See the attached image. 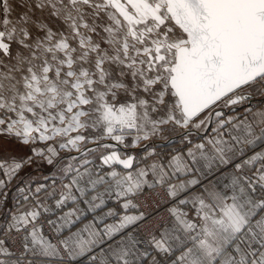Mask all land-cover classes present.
Segmentation results:
<instances>
[{
	"label": "snow or ice",
	"instance_id": "obj_1",
	"mask_svg": "<svg viewBox=\"0 0 264 264\" xmlns=\"http://www.w3.org/2000/svg\"><path fill=\"white\" fill-rule=\"evenodd\" d=\"M0 264H264V0H0Z\"/></svg>",
	"mask_w": 264,
	"mask_h": 264
},
{
	"label": "rangeland",
	"instance_id": "obj_2",
	"mask_svg": "<svg viewBox=\"0 0 264 264\" xmlns=\"http://www.w3.org/2000/svg\"><path fill=\"white\" fill-rule=\"evenodd\" d=\"M165 146H166V145H163L162 147L166 148Z\"/></svg>",
	"mask_w": 264,
	"mask_h": 264
},
{
	"label": "crops",
	"instance_id": "obj_3",
	"mask_svg": "<svg viewBox=\"0 0 264 264\" xmlns=\"http://www.w3.org/2000/svg\"><path fill=\"white\" fill-rule=\"evenodd\" d=\"M165 147H166V149L168 148V146H167V145H166Z\"/></svg>",
	"mask_w": 264,
	"mask_h": 264
}]
</instances>
